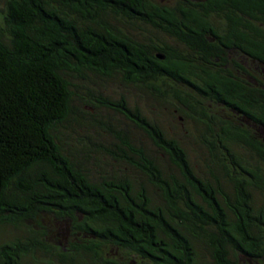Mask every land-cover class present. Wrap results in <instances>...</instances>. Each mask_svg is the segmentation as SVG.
<instances>
[{"label": "trees", "instance_id": "16d2710c", "mask_svg": "<svg viewBox=\"0 0 264 264\" xmlns=\"http://www.w3.org/2000/svg\"><path fill=\"white\" fill-rule=\"evenodd\" d=\"M0 264H264V0H0Z\"/></svg>", "mask_w": 264, "mask_h": 264}, {"label": "rangeland", "instance_id": "374dc122", "mask_svg": "<svg viewBox=\"0 0 264 264\" xmlns=\"http://www.w3.org/2000/svg\"><path fill=\"white\" fill-rule=\"evenodd\" d=\"M117 94H119V88H118V92L117 93H114L113 95L114 96H116ZM133 95V97L135 98V99H137L138 98V95H136V94H132ZM140 101H142V100H140ZM146 106H150L149 104H146ZM146 109L148 110L149 108L148 107H146ZM168 110H170L169 108H166V107H162V109H158V117L160 118V119H158V121H160V122H163V124H165V126H167V128L170 130V131H172V132H174L175 130H177V129H175L174 128V126H176V124H177V122H178V120L180 121L181 119L180 118H178V117H176L175 118V116H171L170 115V112H168ZM85 111L86 112H89L90 111V109L89 108H86L85 109ZM149 112L151 111V110H148ZM151 113V112H150ZM152 114V113H151ZM170 115V116H169ZM119 117H120V115H118ZM152 116H156V114H152ZM106 118H107V116H106ZM105 118V119H106ZM115 119H112V121H114ZM171 121V122H170ZM111 122V121H110ZM191 130H192V128L191 127H186L185 128V130L184 131H182V138L183 139H185V140H188V137H189V133L191 132ZM69 132H71V133H74V135L76 136V137H79V138H81L82 137V135H83V132H85V129H84V127L83 126H80V125H75V123L74 124H72L71 125V127H70V129H69V131H68V133ZM102 133H104V134H108V132H107V130H105V131H103ZM108 137H109V134H108ZM75 138V137H74ZM82 138H84V137H82ZM181 139V138H180ZM190 140V139H189ZM198 147L194 144L193 146H192V148L191 149H189V159H190V161H192V162H194V165L193 166H195V168L196 169H198V162L196 161L198 158H199V155H198Z\"/></svg>", "mask_w": 264, "mask_h": 264}]
</instances>
